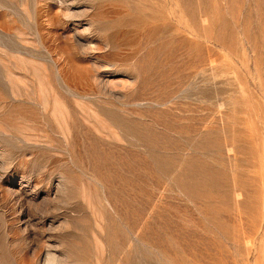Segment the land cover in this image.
Returning <instances> with one entry per match:
<instances>
[{
	"label": "rangeland",
	"instance_id": "rangeland-1",
	"mask_svg": "<svg viewBox=\"0 0 264 264\" xmlns=\"http://www.w3.org/2000/svg\"><path fill=\"white\" fill-rule=\"evenodd\" d=\"M0 264H264V0H0Z\"/></svg>",
	"mask_w": 264,
	"mask_h": 264
}]
</instances>
